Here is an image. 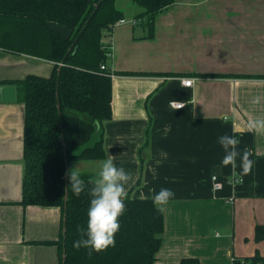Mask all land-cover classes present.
<instances>
[{"label": "crops", "instance_id": "obj_1", "mask_svg": "<svg viewBox=\"0 0 264 264\" xmlns=\"http://www.w3.org/2000/svg\"><path fill=\"white\" fill-rule=\"evenodd\" d=\"M114 7L123 20L103 33L108 66L150 75L112 77L105 159L132 175L125 186L132 199H152L161 188L175 193L163 211L155 264L186 258L231 264L255 252L264 258V239H254L255 227L264 226V133L247 128L249 120L264 118V79L255 78L264 76V0H174L157 15L151 39L134 24L142 8L132 0H114ZM52 67L0 50V80L47 78ZM173 101L185 105L175 109ZM23 130V105L0 102V264H60L56 246L31 243L59 239L61 210L18 205ZM224 134L236 136L238 151L251 152L250 174L241 175L239 156L235 170L222 166L217 140ZM98 161H73L71 168L96 175ZM212 176L221 183L218 191Z\"/></svg>", "mask_w": 264, "mask_h": 264}, {"label": "trees", "instance_id": "obj_2", "mask_svg": "<svg viewBox=\"0 0 264 264\" xmlns=\"http://www.w3.org/2000/svg\"><path fill=\"white\" fill-rule=\"evenodd\" d=\"M132 1L142 8L134 24L145 29V39L153 38L157 15L174 0ZM121 20L123 15L115 9L114 0H0V50L53 64L47 78L27 75L21 80H0V87L14 86L16 101L24 107V174L18 205L57 207L62 213L59 239L31 244L56 246L60 264H155L163 243V212L157 210L152 199L127 196L114 247L93 251L91 256L89 249L73 247L80 238L77 226L87 228L90 181L95 175L80 173L85 191L77 197L70 191L65 196L69 185L66 173L73 161L106 158L103 136L104 123L112 117L111 75H150L111 74L110 48L103 43V33ZM48 23L67 28L70 38L52 32ZM148 133L147 129L145 147ZM140 181L141 176L133 187ZM254 239H264V226L255 227ZM179 264L200 263L186 258ZM231 264H264V258L255 252L252 257L234 258Z\"/></svg>", "mask_w": 264, "mask_h": 264}, {"label": "clouds", "instance_id": "obj_3", "mask_svg": "<svg viewBox=\"0 0 264 264\" xmlns=\"http://www.w3.org/2000/svg\"><path fill=\"white\" fill-rule=\"evenodd\" d=\"M254 103H259V97ZM177 109L183 104L173 101ZM249 131L264 133V118L251 119L247 123ZM217 142L224 151L221 164L224 167L236 168V159L240 157L241 175H248L251 172L254 161L250 158L251 152L245 148L238 151L239 140L235 135L224 134L218 137ZM69 185L65 189V196L69 193L79 197L85 191V182L77 167L69 169L66 173ZM132 180V175L117 167L110 156L96 164V175L90 181L92 187L89 189L91 200L87 209V228L77 226L80 238L73 242L75 249H89V256L92 252L105 251L115 246V234L120 229L119 218L125 211V198L127 196L126 185ZM175 193L168 188H161L152 197L153 204L158 211L163 212Z\"/></svg>", "mask_w": 264, "mask_h": 264}, {"label": "water", "instance_id": "obj_4", "mask_svg": "<svg viewBox=\"0 0 264 264\" xmlns=\"http://www.w3.org/2000/svg\"><path fill=\"white\" fill-rule=\"evenodd\" d=\"M48 28L60 35L64 39H69L71 36V32L65 28V27H59L57 25H54L52 23H48ZM16 100V89L14 86H2L0 87V102H13ZM64 220V218H63ZM64 233V229H63ZM65 256L63 255L62 263L64 262Z\"/></svg>", "mask_w": 264, "mask_h": 264}, {"label": "built area", "instance_id": "obj_5", "mask_svg": "<svg viewBox=\"0 0 264 264\" xmlns=\"http://www.w3.org/2000/svg\"><path fill=\"white\" fill-rule=\"evenodd\" d=\"M121 22H122V20L120 22H118V23H121ZM101 69L104 70L105 69V66H101ZM110 71H111V74H112V70L111 69H110ZM111 76L113 77L114 75L112 74ZM181 84L183 86H187V87L188 86H191L192 80L191 79H185V78H183V79H181ZM178 103L183 104V106L185 105L182 102H178ZM170 106L173 107V108H175V109H177L176 106H175V104L172 103V102L170 103ZM231 182H241V179H238V180L237 179H233ZM211 183H212V188H213L214 191H218L221 188V183L218 181V179L216 178V176H212L211 177Z\"/></svg>", "mask_w": 264, "mask_h": 264}, {"label": "rangeland", "instance_id": "obj_6", "mask_svg": "<svg viewBox=\"0 0 264 264\" xmlns=\"http://www.w3.org/2000/svg\"><path fill=\"white\" fill-rule=\"evenodd\" d=\"M71 165H72V163H71Z\"/></svg>", "mask_w": 264, "mask_h": 264}]
</instances>
